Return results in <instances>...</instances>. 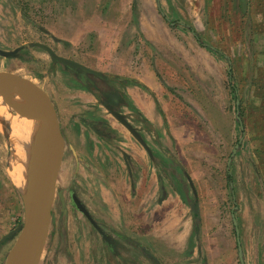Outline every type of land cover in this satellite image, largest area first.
Listing matches in <instances>:
<instances>
[{"label":"rangeland","instance_id":"374dc122","mask_svg":"<svg viewBox=\"0 0 264 264\" xmlns=\"http://www.w3.org/2000/svg\"><path fill=\"white\" fill-rule=\"evenodd\" d=\"M35 44L112 83L125 101L114 110L152 157L108 111L106 86ZM21 47L0 56V73L44 90L65 138L39 264H156L128 240L158 264H241L238 238L244 264H264V0H0V49ZM9 102L0 103V264L30 202L32 170L25 186L14 172L38 152L33 141L17 154L16 130L32 117Z\"/></svg>","mask_w":264,"mask_h":264},{"label":"water","instance_id":"95a60500","mask_svg":"<svg viewBox=\"0 0 264 264\" xmlns=\"http://www.w3.org/2000/svg\"><path fill=\"white\" fill-rule=\"evenodd\" d=\"M49 53L53 62L61 63L74 73H83L86 76L99 75L84 65L58 56L52 48L47 45L35 44ZM21 48L8 52L0 49V56L5 58L15 57ZM19 92L25 95V102L21 104L20 119L30 116L38 122V131L32 135L35 148L39 155H42V169L39 172L37 182L33 188V196L28 203L24 198V224L12 234L7 236L2 242L10 237L17 236L16 242L10 250L6 264H39L49 234L52 209L56 195L57 181L60 174L63 158L65 154V140L61 130L56 107L50 96L37 85L29 80L16 76L14 74L0 73V92L5 94L9 92ZM5 94V95H7ZM34 103V111L30 115L31 104ZM111 115L116 118L146 149L150 157L152 152L138 131L128 122L126 117L117 111L107 107ZM240 120V118L238 117ZM74 203L78 210L87 217L92 225L107 238L105 232L98 226L90 212L84 205L74 197ZM238 249L241 264H244L243 251L239 243Z\"/></svg>","mask_w":264,"mask_h":264},{"label":"bare ground","instance_id":"6f19581e","mask_svg":"<svg viewBox=\"0 0 264 264\" xmlns=\"http://www.w3.org/2000/svg\"><path fill=\"white\" fill-rule=\"evenodd\" d=\"M0 100H2V102L0 103H7L9 101V103H14V104H23L26 100H25V95L23 93H19L17 91L15 92H9L7 94L6 97H4L3 99L0 98ZM8 100V101H7ZM31 111H30V115H32L31 113L34 111L35 107H34V103L31 104ZM5 111V110H4ZM6 113V112H5ZM8 114V113H7ZM6 114V115H7ZM3 115V114H2ZM33 116V115H32ZM3 117V116H2ZM31 117V116H30ZM2 119V118H1ZM4 119V118H3ZM4 121V120H3ZM22 121V120H21ZM1 122V121H0ZM14 124V123H13ZM20 124H22V126H20L17 130H16V139L17 142H14L13 144L16 143V147L15 150L17 151V154H19L20 151L21 154L23 155V149L25 150V152L27 151V149L30 151L31 148H33V141H32V135H34L37 131H38V122H36L33 118H32V124L33 126H31V128L33 127V131L31 132L30 135V130L31 128L29 127V124L26 123L25 120H23ZM9 125V124H8ZM8 127V126H7ZM1 128V127H0ZM15 131V130H13ZM8 132V131H7ZM9 137V136H8ZM33 145V146H32ZM14 146V145H13ZM25 154V153H24ZM26 155V154H25ZM42 155H39V153L37 151L33 149H31L29 156L27 157L26 160V166L23 168L25 169L24 172L19 171L18 173V166L16 171L14 172V178L15 180H19L18 182L25 186V184H27L28 178L30 176L31 170H32V183L30 185V195L29 197L31 198L33 196V188L37 182V178L39 176V172L42 169ZM44 156V155H43ZM20 166V165H19ZM33 167V169H32ZM21 169V168H20ZM20 180H22L20 182ZM16 182V181H15ZM17 182V183H18ZM18 183V184H19ZM22 185V186H23ZM20 186V185H19Z\"/></svg>","mask_w":264,"mask_h":264},{"label":"trees","instance_id":"16d2710c","mask_svg":"<svg viewBox=\"0 0 264 264\" xmlns=\"http://www.w3.org/2000/svg\"><path fill=\"white\" fill-rule=\"evenodd\" d=\"M191 31L194 35V37L196 38V40L199 42V43H202V39L200 38L199 34L193 29L191 28ZM203 45V44H202ZM206 46V45H204ZM228 76L230 78V82H233V71L232 69H230L228 71ZM90 80H95L96 81V86L98 88V90H103V87L106 86L108 88V91L109 93H104L106 94L105 96V99L107 101H105V103L107 104L106 106H108L110 108V105H114L115 104V99L118 100V105H121V104H124L125 101L120 97L118 96V93L115 91L116 87L110 83V82H106L103 75L101 73H99V75H89L88 77ZM93 82V81H92ZM95 83V82H93ZM104 83V84H103ZM232 84V83H231ZM232 86V89L234 91V94L237 96L238 95V90H237V87L235 85H231ZM112 91L114 93H112ZM111 95V96H110ZM229 178H230V175H229ZM194 216L195 218H199V213H198V210L196 208H194ZM130 242L131 245L137 247V248H140L144 254L154 263L158 264V261L157 259L148 251L147 248H145L144 246L136 243L135 241H131V240H128Z\"/></svg>","mask_w":264,"mask_h":264},{"label":"flooded vegetation","instance_id":"af4514ba","mask_svg":"<svg viewBox=\"0 0 264 264\" xmlns=\"http://www.w3.org/2000/svg\"><path fill=\"white\" fill-rule=\"evenodd\" d=\"M86 82L88 81V78H87V80H85ZM111 96V95H110ZM104 101H107L106 99L104 100ZM107 104H105V106H106ZM114 106H118V100L117 99H115V104L114 105H110V109H112L113 111H115L114 110ZM106 107H108V106H106ZM64 140H65V138H64ZM85 207V206H84ZM86 208V207H85Z\"/></svg>","mask_w":264,"mask_h":264},{"label":"crops","instance_id":"0c3cea01","mask_svg":"<svg viewBox=\"0 0 264 264\" xmlns=\"http://www.w3.org/2000/svg\"><path fill=\"white\" fill-rule=\"evenodd\" d=\"M13 232H14V231H13ZM13 232H12V233H13ZM12 233H11V234H12Z\"/></svg>","mask_w":264,"mask_h":264}]
</instances>
